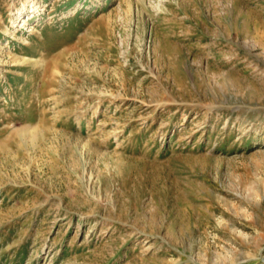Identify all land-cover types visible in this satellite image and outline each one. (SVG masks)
Returning a JSON list of instances; mask_svg holds the SVG:
<instances>
[{
	"label": "rangeland",
	"instance_id": "374dc122",
	"mask_svg": "<svg viewBox=\"0 0 264 264\" xmlns=\"http://www.w3.org/2000/svg\"><path fill=\"white\" fill-rule=\"evenodd\" d=\"M0 264H264V0H0Z\"/></svg>",
	"mask_w": 264,
	"mask_h": 264
},
{
	"label": "bare ground",
	"instance_id": "6f19581e",
	"mask_svg": "<svg viewBox=\"0 0 264 264\" xmlns=\"http://www.w3.org/2000/svg\"><path fill=\"white\" fill-rule=\"evenodd\" d=\"M34 7H35V6H34ZM38 10H40V9H38ZM31 11L33 12V11H34V9H32ZM35 11H36V10H35Z\"/></svg>",
	"mask_w": 264,
	"mask_h": 264
}]
</instances>
